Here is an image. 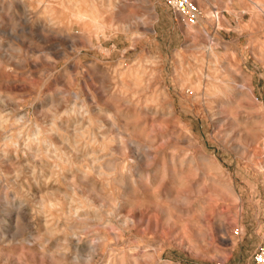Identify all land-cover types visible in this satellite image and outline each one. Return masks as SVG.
<instances>
[{
  "label": "rangeland",
  "instance_id": "1",
  "mask_svg": "<svg viewBox=\"0 0 264 264\" xmlns=\"http://www.w3.org/2000/svg\"><path fill=\"white\" fill-rule=\"evenodd\" d=\"M195 1L202 16L190 25L166 0H0V115L25 116L0 131V264H257L264 248V106L255 99L264 94V0ZM47 15L56 25L50 31L37 22ZM54 116L68 130L91 118L95 133L123 136L122 144L93 145L100 160L115 162L117 181L85 179L68 165L58 179L34 185L30 161L53 160L3 137L22 144ZM16 168V181L30 183L33 196L63 198L72 180L95 205L105 197L106 212L96 221L69 220L76 235L61 230V215L59 231L46 234L32 210L38 204L8 180ZM125 216L133 223L123 225ZM39 242L78 256L47 257Z\"/></svg>",
  "mask_w": 264,
  "mask_h": 264
},
{
  "label": "bare ground",
  "instance_id": "2",
  "mask_svg": "<svg viewBox=\"0 0 264 264\" xmlns=\"http://www.w3.org/2000/svg\"><path fill=\"white\" fill-rule=\"evenodd\" d=\"M111 1H114V0H111ZM78 6L76 5V7L73 8L74 13H76L82 19L86 18V16H87L86 12L80 10V8ZM12 7H13V2L10 1L8 3L7 9L10 10ZM24 8H26L25 5H24ZM0 11H3L2 7H0ZM44 14H46V12ZM136 18H138V17H136ZM91 21L93 23H95L96 25H98V26H102L101 21L95 16L91 17ZM1 22H2V19L0 17V23ZM37 22H38V24L41 27H43L44 29L46 28L49 31L52 30L53 28H56L55 27L56 26L55 25V20L50 15H47L44 20H38ZM91 31H94V30L91 29ZM0 48H1V43H0ZM67 111L68 110L66 109V110L63 111V113H67ZM100 112H101V109H100ZM61 114H62V112H61ZM106 115H107V113H106ZM15 116H17V117H15V119H13L12 117H7V116L0 115V131L1 132L5 133V129H6L7 125H9V123L15 122V121L17 123V121H21L25 117L24 115H20V116L15 115ZM91 117H93V116H91ZM104 118H106V117H104ZM107 121H108L107 124L109 126L114 127L113 125H115V122H114L113 119L107 117ZM77 122L81 125L79 128L73 129V127H72L73 130L72 129L68 130L69 126L65 122L61 121L60 118H57L56 116H54L52 121L50 122V125L47 128L44 129L42 126H37V129H35L36 131L33 134V136L32 137H28L27 140L24 143H22V144L19 143L11 135H8V134L4 135L3 139H5V141H6L5 145H13L15 147V149L18 148L19 145H23L22 147H24L25 150H32L34 152H44V153H46V156L48 158L53 160V163L45 162L43 160L30 161V165H29V167L31 168V170L29 171L30 172V179L33 180L34 185H38L39 182H41L40 179L42 177H44V178H46L48 180L53 178V177L58 179L59 178L58 175L60 173H63L65 170H67L66 166H68V165L76 167L77 171L79 170V172L82 173V177L85 178V179H86V177L88 176L89 173H93V174H95L97 176H105L106 177L105 178L106 185H108L111 181L113 182V181H117L118 180V177L116 175L117 172H116L115 162L112 161V159H108L106 161L100 160V157L95 154L96 150H94L93 145L100 144V145L103 146V145L110 144V142H116V143L122 144V143H124L123 136L120 135V136L108 137V136H105L103 133H95L94 129L90 126L91 123H92L91 118H88L86 121H85V119L82 118L81 120H79ZM86 122L88 123L89 126L87 128L86 127L83 128L84 127L83 125ZM97 126H98V124H97ZM120 133L124 134L125 131L122 130V131H120ZM20 135H22V134H20ZM82 135L89 136V140L84 141L82 139L81 140H79V139L77 140L76 139V137H80ZM84 137H86V136H84ZM99 140H101V141H99ZM57 142H61L62 144H65V146L64 147H59L57 145ZM111 144H113V143H111ZM100 145H99V147H100ZM101 151H102V149H101ZM0 152L2 153V155H6V152L4 150H0ZM82 155L87 156V162L88 163L84 162L85 160L82 159ZM6 161H7V159H6ZM27 162H29V161H27ZM24 164H26V163H24ZM78 165H81V168ZM21 166H20V168H21ZM20 168L14 169L13 172H12V177L8 178V180H10L11 185L16 186L17 189L25 197H27V198L30 197L35 203L38 204L39 207H37V208L33 207L32 210L40 218V221H41L40 230H43L44 232H46V234L52 235V234L56 233L57 231H59V227L61 226L60 221L62 220V216L61 215H63V218L66 221V224H65L66 228L65 229L61 228V230L64 231V230L68 229V230H70V234L71 235L72 234L76 235L77 232L74 229H72V225H69V220L91 219L93 221H96V220H100L102 218V216H103V213L106 212L104 210V207L106 206L105 205V200H106L105 197L102 196L101 198H99L98 199V204L95 205V199L91 195L88 196V195L84 194L83 191L81 190V188L74 181L72 182V180L69 183H67V186L70 188V193H65V194L63 193L64 194L63 198L58 196V195H56V194H52L50 196H46V195H43V194L38 195V196H33L32 195V191H31L30 183L26 184L27 186H24L23 184H21L18 181H16V178L19 176L18 175L19 172H22V171L19 170ZM6 175H8V173L4 174V176H6ZM24 177L22 179H24ZM60 177L63 180L67 178L66 176H60ZM25 180H26V178H25ZM44 185H46V183ZM112 186H114V185H112ZM116 189H118L117 186H116ZM117 205H118V203H117ZM26 218L24 216L23 219H26ZM129 223H133V222L127 216H125L123 218L122 224L123 225H128ZM70 234H69V236H70ZM63 237H68V234L64 233ZM32 241H33V239H32ZM53 243H51V244H53ZM38 245L42 246V249L40 251L41 254L42 255H47V257L48 256H53L55 254H58V255H61V256H67V255L71 256V255H73L74 258H77V256H78L77 253H71L66 246L61 245V244H53V245H50V247H47V246L43 245L42 242H39ZM75 250H77V249H75ZM80 251H81V249H80Z\"/></svg>",
  "mask_w": 264,
  "mask_h": 264
},
{
  "label": "built area",
  "instance_id": "3",
  "mask_svg": "<svg viewBox=\"0 0 264 264\" xmlns=\"http://www.w3.org/2000/svg\"><path fill=\"white\" fill-rule=\"evenodd\" d=\"M169 8L187 24L195 25L202 16V10L195 0H166ZM255 99L264 106V94ZM257 264H264V248L255 255Z\"/></svg>",
  "mask_w": 264,
  "mask_h": 264
}]
</instances>
